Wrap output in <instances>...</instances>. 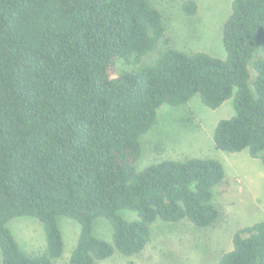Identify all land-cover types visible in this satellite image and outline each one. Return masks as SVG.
<instances>
[{
	"label": "trees",
	"instance_id": "16d2710c",
	"mask_svg": "<svg viewBox=\"0 0 264 264\" xmlns=\"http://www.w3.org/2000/svg\"><path fill=\"white\" fill-rule=\"evenodd\" d=\"M197 7L182 3L185 16ZM161 12L149 0H0V264H54L63 252L57 219L78 223L67 264L132 257L156 220L195 228L218 218L213 159L135 164L140 136L164 105L198 96L209 109L231 100L216 150L246 151L264 167V0H232L221 31L224 58L161 51ZM134 212L136 220L119 211ZM37 220L46 240L28 255L8 224ZM111 226V243L93 233ZM218 264H264V220L237 230Z\"/></svg>",
	"mask_w": 264,
	"mask_h": 264
},
{
	"label": "rangeland",
	"instance_id": "374dc122",
	"mask_svg": "<svg viewBox=\"0 0 264 264\" xmlns=\"http://www.w3.org/2000/svg\"><path fill=\"white\" fill-rule=\"evenodd\" d=\"M163 17L164 38L143 63L152 62L166 48L185 53L205 52L224 58L221 31L232 0H192L197 7L193 16H185L181 5L188 0H149ZM233 115L231 100L217 109L205 107L198 96L178 107L162 106L153 127L140 136L141 153L136 171L163 160L183 161L191 158L213 159L224 169V179L213 190L217 221L198 229L186 220L166 223L156 220L150 226L149 241L143 251L132 257L115 252L98 264H218L220 256L231 248L234 233L264 220V167L246 151L228 154L216 150L212 133L216 123ZM128 221L137 219L134 212L121 210ZM63 238V252L54 264H67L75 247L79 225L66 217L57 219ZM8 226L20 247L28 255L46 250L41 224L32 218L12 220ZM93 233L111 243V226L105 219H96Z\"/></svg>",
	"mask_w": 264,
	"mask_h": 264
}]
</instances>
